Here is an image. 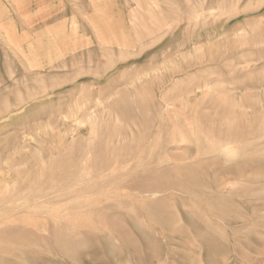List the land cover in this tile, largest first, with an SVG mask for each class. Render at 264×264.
<instances>
[{"label": "rangeland", "instance_id": "obj_1", "mask_svg": "<svg viewBox=\"0 0 264 264\" xmlns=\"http://www.w3.org/2000/svg\"><path fill=\"white\" fill-rule=\"evenodd\" d=\"M85 1H1L0 264H264V0Z\"/></svg>", "mask_w": 264, "mask_h": 264}, {"label": "crops", "instance_id": "obj_2", "mask_svg": "<svg viewBox=\"0 0 264 264\" xmlns=\"http://www.w3.org/2000/svg\"><path fill=\"white\" fill-rule=\"evenodd\" d=\"M2 0L0 6L2 7ZM77 1V0H75ZM90 7L97 8V11L102 9V4L99 0H89ZM9 4V14H29L31 19L37 18L38 20L47 19L46 14H89L88 6L81 4L78 6L74 0H7ZM87 6V7H86ZM67 10L69 13H67ZM92 14V13H91ZM26 19H29L25 15ZM31 25L33 22L31 21ZM23 33H27L26 30Z\"/></svg>", "mask_w": 264, "mask_h": 264}, {"label": "bare ground", "instance_id": "obj_3", "mask_svg": "<svg viewBox=\"0 0 264 264\" xmlns=\"http://www.w3.org/2000/svg\"><path fill=\"white\" fill-rule=\"evenodd\" d=\"M138 37V36H137ZM82 125V124H81ZM76 174H77V172H76ZM60 175V174H59ZM69 175V174H68ZM59 177V176H58ZM78 177H79V172H78ZM78 179V178H77ZM71 180V179H70ZM78 183V182H77ZM22 186V185H21ZM62 186V185H61ZM26 187V186H25ZM77 187H79V186H77ZM14 188V187H13ZM23 188V187H22ZM20 189V188H19ZM62 189V188H61ZM23 190V189H22ZM14 191V190H13ZM25 191V190H24ZM24 191H23V193H24ZM59 191V190H58ZM26 192V191H25ZM65 192V191H64ZM8 193V192H7ZM12 193V192H11ZM16 193V192H15ZM19 193V192H18ZM22 193V192H21ZM39 193V192H38ZM17 194V193H16ZM66 194V193H65ZM15 195V194H14ZM19 195V194H18ZM17 195V196H18ZM7 196V195H6ZM12 197V196H11ZM14 197V196H13ZM11 207V206H10ZM2 208V207H1Z\"/></svg>", "mask_w": 264, "mask_h": 264}]
</instances>
